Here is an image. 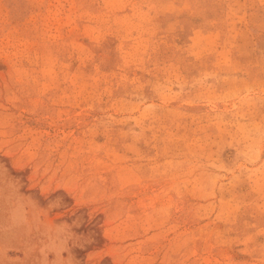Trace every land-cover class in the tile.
<instances>
[{
  "label": "rangeland",
  "instance_id": "1",
  "mask_svg": "<svg viewBox=\"0 0 264 264\" xmlns=\"http://www.w3.org/2000/svg\"><path fill=\"white\" fill-rule=\"evenodd\" d=\"M0 264H264V0H0Z\"/></svg>",
  "mask_w": 264,
  "mask_h": 264
}]
</instances>
